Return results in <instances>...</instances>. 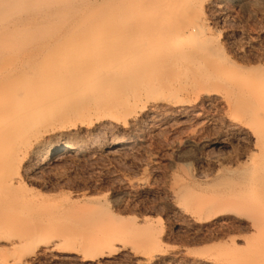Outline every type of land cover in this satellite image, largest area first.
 I'll use <instances>...</instances> for the list:
<instances>
[{"label": "bare ground", "instance_id": "bare-ground-1", "mask_svg": "<svg viewBox=\"0 0 264 264\" xmlns=\"http://www.w3.org/2000/svg\"><path fill=\"white\" fill-rule=\"evenodd\" d=\"M230 1L0 0V249L6 243L15 254L1 255L0 264H29L46 222L40 215L19 214L16 191L23 157L42 148L41 164H62L98 138L77 145L43 143L45 133L93 119L126 121L137 107L148 105L184 110L188 101L182 94L220 103L232 127L245 135L249 149L242 177L255 181L257 189L249 192L251 199L242 196L216 213L240 216L234 207L244 208L254 215L253 226L264 232V64L251 59L241 64L228 56L220 30L207 15L211 6ZM133 142L116 139L110 148H130ZM228 171L216 172L227 180ZM191 197L188 208L194 207ZM74 214L73 223L86 232L74 226L71 231L66 223L67 232L43 241L44 252L60 249L93 263L126 246L122 239L132 228L124 219L129 229L102 206L85 205ZM133 226L143 233L148 227L146 221ZM12 228L17 235L7 234ZM140 236L149 243L146 233Z\"/></svg>", "mask_w": 264, "mask_h": 264}, {"label": "rangeland", "instance_id": "rangeland-1", "mask_svg": "<svg viewBox=\"0 0 264 264\" xmlns=\"http://www.w3.org/2000/svg\"><path fill=\"white\" fill-rule=\"evenodd\" d=\"M207 15L220 30L228 56L241 64H249L250 59L264 64V0H232L219 8L211 6ZM182 98L188 101L184 110L166 109L162 104L157 108L148 105L145 110L137 107L126 121L93 119L42 136L43 143L69 141L74 145L92 136L98 138L62 164H41L42 148L23 157L19 167L22 182L16 191L21 202L19 214L50 220L42 225L35 239L37 255L28 256L29 264L264 261V232L253 226L251 211L236 206L240 216L216 213L223 206L236 205L242 196L251 199V191L257 189L255 181L242 177V163L249 149L245 135L232 127L228 110L220 103L199 101L189 94H182ZM116 139H133V146L111 149ZM220 168L228 169L231 178L225 180L222 173L217 174ZM186 190L193 191H187L193 195ZM188 196H192V208L186 206ZM85 205L104 207L117 217V224L124 219L130 229L122 221L119 224L132 228L122 239L126 246H117V251L96 258L93 263H85L81 256L62 253L60 249L44 252L43 241L67 232L66 223L70 230L71 226L76 232L87 230L72 220V214H80ZM145 221L149 243L138 238L145 234L144 230L133 226H142ZM136 231L141 233L138 237ZM7 232L15 236L18 231L12 228ZM7 248L3 243L0 256H15Z\"/></svg>", "mask_w": 264, "mask_h": 264}]
</instances>
